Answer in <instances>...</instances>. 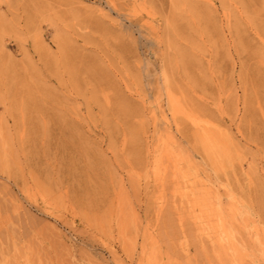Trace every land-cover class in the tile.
<instances>
[{
	"label": "rangeland",
	"instance_id": "obj_1",
	"mask_svg": "<svg viewBox=\"0 0 264 264\" xmlns=\"http://www.w3.org/2000/svg\"><path fill=\"white\" fill-rule=\"evenodd\" d=\"M0 165V264H264V0H0Z\"/></svg>",
	"mask_w": 264,
	"mask_h": 264
},
{
	"label": "bare ground",
	"instance_id": "obj_2",
	"mask_svg": "<svg viewBox=\"0 0 264 264\" xmlns=\"http://www.w3.org/2000/svg\"><path fill=\"white\" fill-rule=\"evenodd\" d=\"M1 166V165H0ZM230 189V188H229ZM227 190V189H226ZM239 190V189H238ZM232 191V190H231ZM233 192V191H232ZM243 192V191H242ZM234 193V192H233ZM235 193H236V191H235ZM249 195V194H248ZM242 197V196H241ZM229 199V198H228ZM235 200V199H234ZM235 203V202H234ZM250 206V205H249ZM263 206V205H262ZM1 208L2 207H4V205H2V206H0ZM0 208V209H1ZM14 208V207H13ZM16 208V207H15ZM14 208V209H15ZM260 210V209H259ZM3 211V210H2ZM4 212V211H3ZM258 213V212H257ZM263 213V212H262ZM5 214V213H4ZM8 214H9V211H8ZM10 214H11V216H10ZM9 214V218H12V217H15V214H14V212H12V213H10ZM5 215H7V214H5ZM228 215H229V225H231L232 224V222H234V220H233V216H234V205H233V201L232 200H230V203H229V206H228ZM3 217V216H2ZM260 217V216H259ZM4 218V217H3ZM6 219H4L5 221L6 220H8L7 218V216L5 217ZM17 218V217H16ZM260 219V218H259ZM12 220H14V219H11V221ZM260 221H261V219H260ZM14 223V222H13ZM13 223H12V225H13ZM1 224V223H0ZM6 224H8V223H6ZM5 224V225H6ZM2 226V225H1ZM238 226V228H237V235L239 236L238 237V251H237V255H239V254H241V251H243L242 250V242H241V238H242V235H243V227L242 226H240L239 224L237 225ZM17 227V226H16ZM17 229V228H16ZM4 230H5V228H4ZM3 230V231H4ZM11 231V230H10ZM234 229H233V227L232 226H230L229 227V229H228V251H229V253H230V255H229V257H230V259H229V263L230 264H234V258L235 257H233V252L236 250L235 249V247H234ZM2 235H4V234H2ZM4 239V238H3ZM261 239V238H260ZM236 242V243H237ZM244 242V241H243ZM245 243H246V241H245ZM257 245V244H256ZM245 255V254H244ZM228 257V258H229ZM253 261V260H252Z\"/></svg>",
	"mask_w": 264,
	"mask_h": 264
}]
</instances>
